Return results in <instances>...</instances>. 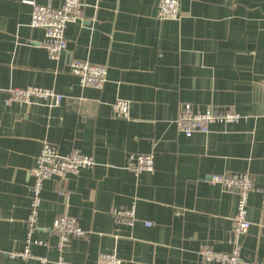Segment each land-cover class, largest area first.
Wrapping results in <instances>:
<instances>
[{"label":"crops","instance_id":"crops-1","mask_svg":"<svg viewBox=\"0 0 264 264\" xmlns=\"http://www.w3.org/2000/svg\"><path fill=\"white\" fill-rule=\"evenodd\" d=\"M26 0H0V264H209L199 250L231 251L237 195L208 180L249 173L241 264L264 263V0H179L181 18L158 17V0H81L67 25V49L51 59L44 33L29 27ZM61 6L60 0H33ZM72 60L106 66L101 89L82 87ZM41 87L57 106L6 103L12 88ZM129 101L128 119L113 114ZM214 107L246 119L185 137L173 121L183 105ZM43 143L61 155L94 158L93 169L43 183L34 228L30 170ZM153 154V171L135 174L128 158ZM134 208L132 226L113 209ZM68 216L88 237L58 249L55 219ZM149 223L150 226H145ZM29 240V244L27 241ZM45 258L13 259L26 246Z\"/></svg>","mask_w":264,"mask_h":264},{"label":"built area","instance_id":"built-area-1","mask_svg":"<svg viewBox=\"0 0 264 264\" xmlns=\"http://www.w3.org/2000/svg\"><path fill=\"white\" fill-rule=\"evenodd\" d=\"M59 8L50 5H39L33 0L24 1L31 6L29 27L41 29L44 38L41 46L51 59H57L67 49L65 29L68 24L74 23L81 18V0H60ZM158 17L164 20L177 21L181 18L179 0H158ZM69 73L79 80L82 87L101 89L107 80L106 66L92 65L84 61L72 60L69 65ZM62 95L51 89L41 87L12 88L9 90V99L6 103L16 102L19 104L31 105L40 102L48 106H57L62 101ZM129 101L117 99L113 104V114L118 119H128ZM246 119L239 113L231 110L220 111L214 107H208L204 111H194L189 104L183 105L177 113L173 124L177 132L185 137L193 134H207L212 124L229 125L236 124ZM96 166L94 158L79 151H72L67 155H61L56 147L43 143L35 159L33 168L30 170L32 184L30 191L33 198L34 209L28 217V236L34 228L36 220V206L38 205L43 183L50 178H57L60 181L66 179L70 174H78L82 170L93 169ZM127 169L135 174L153 171V154H136L128 158ZM211 184L220 185L228 192L237 195L236 212L233 217V227L230 241L231 251L228 253L217 252L209 246H203L199 250L200 259L209 264H241V246L239 237L247 233L251 226L247 218L248 195L254 191V180L249 173H226L209 175ZM112 216L117 222L132 226L134 219V208L113 209ZM145 226H150L146 223ZM52 230L58 238L57 248L62 249L70 238H85L87 233L83 231L77 221L68 216H62L53 222ZM29 244V240L27 241ZM9 257L16 259L36 258L46 262L45 258L32 255L27 245L22 252L12 253ZM56 264H70L64 259H59ZM96 264H123L115 253H101ZM264 264V263H263Z\"/></svg>","mask_w":264,"mask_h":264}]
</instances>
